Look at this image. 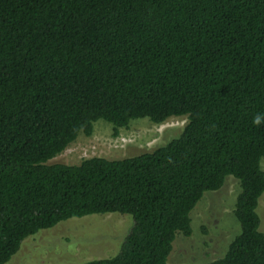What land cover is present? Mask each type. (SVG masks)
<instances>
[{
    "label": "trees",
    "instance_id": "16d2710c",
    "mask_svg": "<svg viewBox=\"0 0 264 264\" xmlns=\"http://www.w3.org/2000/svg\"><path fill=\"white\" fill-rule=\"evenodd\" d=\"M185 116L167 144L49 163L94 122ZM264 0H0V264L40 229L121 212L119 251L168 264L191 211L228 175L240 232L205 264H264Z\"/></svg>",
    "mask_w": 264,
    "mask_h": 264
},
{
    "label": "rangeland",
    "instance_id": "374dc122",
    "mask_svg": "<svg viewBox=\"0 0 264 264\" xmlns=\"http://www.w3.org/2000/svg\"><path fill=\"white\" fill-rule=\"evenodd\" d=\"M185 123V116H173L164 123L139 117L128 126L115 129L112 123L98 119L91 135L80 132L48 162L76 164L95 155L118 159L152 151L177 137ZM261 165L264 169V157ZM239 191V180L228 175L221 188L204 193L190 214L191 235L176 233L168 264H205L224 255L240 232L234 213ZM258 210L264 231V194ZM133 223L130 214L121 212L68 218L27 237L5 264H83L93 258L112 256L119 251Z\"/></svg>",
    "mask_w": 264,
    "mask_h": 264
}]
</instances>
